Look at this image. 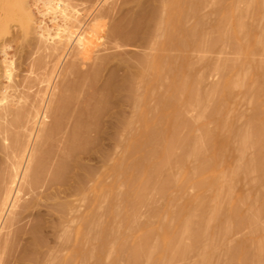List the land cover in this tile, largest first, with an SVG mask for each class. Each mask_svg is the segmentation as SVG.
<instances>
[{
  "label": "rangeland",
  "instance_id": "1",
  "mask_svg": "<svg viewBox=\"0 0 264 264\" xmlns=\"http://www.w3.org/2000/svg\"><path fill=\"white\" fill-rule=\"evenodd\" d=\"M162 1L0 0V206L4 198L6 203L3 202L4 208L0 207V223L9 234L0 227V246L8 238L12 247L11 254L7 251L11 256L2 253L9 257L7 263L2 262L4 256L0 255L3 264H41V261L55 264V260L59 264L60 255L64 264H131L127 262L131 256L126 255L132 243L162 227H168L169 234L175 236L174 215L183 217L195 200L200 201L199 211L205 213L216 196L223 198L227 193L231 194L230 200L224 196L227 201H221L228 204L219 202L221 216L208 225V230L217 235L225 220L229 223L224 224L229 230L222 233L223 237H214L216 248L211 264H264V253L257 255L253 248L257 245L255 240L264 238V158L263 161L260 158V168L253 166L260 144L264 157V142L259 143L263 136L260 134L259 139L256 136L254 143L251 141L250 145L259 143L256 150L253 146L254 149L248 148L242 158L236 142V133L247 124L251 123L254 128L264 125V13L260 12L264 3L262 7V0L255 3L257 15L254 4L250 6L254 10L247 8L251 11L249 14H242L245 7L237 8L241 11V14L234 12L238 18L231 13V6L238 0H185L183 17L174 31L177 38L163 49L155 26V19L161 16ZM227 11L229 17L225 14ZM252 11L254 15L250 14ZM223 16L229 18L227 24L224 25L228 19L222 23L225 28L230 27L231 32L226 28L231 34L228 38H221L227 31L221 28L224 34L221 35L217 29ZM234 17L241 18L240 23H245L243 26L250 31L247 28L246 33L243 28L245 33L239 31L238 35ZM255 39L261 43L257 44ZM237 44L241 48H235ZM236 49H245V55L238 58ZM155 57L165 63L157 81L150 85L137 81L135 75L144 60ZM223 63L225 68L218 66ZM244 72L249 75L242 84L220 89L214 98H209L212 100L209 104L206 100L208 105H203L207 106L203 111L206 116L201 106V109L198 107L200 102L195 103L193 99L198 105L195 106L188 98L195 97L189 95L190 84L202 101L203 95L214 86L232 83ZM182 79L187 81L188 90L173 104L165 98L168 99L170 85L175 81L181 83ZM147 93L144 112L150 121L143 126L133 119L136 106L131 97ZM54 105L59 108L56 113ZM202 114L205 120L198 122L197 115ZM132 119L134 122L127 129L123 122ZM54 120H58L56 127ZM76 125L78 142L73 147L78 148L68 146L75 151L63 154V151L71 152L66 147L71 138L67 137L72 135L69 133ZM200 125L209 138L205 137L207 143L204 141V150L201 148L204 155L199 154L207 164L204 170L198 171L201 158L193 159L185 152H189L192 145L188 143L190 147L185 150L178 146H181L180 136L192 142L193 138L200 139L201 132L205 131ZM53 126L54 133L49 130L53 135L45 132ZM42 131L48 135L47 138L42 136L40 141ZM172 131L180 135L179 145L174 138V141L170 139L178 135L168 136ZM184 138L183 144L187 143ZM205 138L203 136L202 140ZM167 139L178 145L171 160L172 151L168 150L167 155V148L164 151ZM126 144L133 146L128 153L124 150ZM64 145L66 150H63ZM34 153L33 164L30 159ZM162 154L169 155L166 160L170 162L163 170L161 166L158 168L160 173L157 169L153 172L155 165L152 167V164L159 161ZM243 161L252 165L239 166ZM29 164L35 167L33 176L28 173L32 168L25 170ZM117 165L126 168L121 177L124 185L122 182L116 186V176L108 172ZM60 166H66L68 174L65 170L64 176L59 174ZM209 170L229 177L223 182L203 185L208 181ZM55 172H59V176ZM152 172L156 178L152 177ZM24 173L29 174L26 178L23 176L25 179ZM176 174L180 179L172 183L169 179ZM27 176L32 183L29 189L25 185ZM12 178L15 179L13 186ZM22 178L27 188L25 194L21 192L24 188L17 189L23 187ZM93 185L99 189L96 198L88 192ZM110 187L112 189L107 190ZM138 188L144 192L140 194L144 196L142 201L137 198ZM78 189L80 192L76 191ZM11 190L12 194L15 190L21 192H18L19 197L16 195L20 200L12 196ZM15 213L20 215L16 214L17 218L9 227L11 224L4 221L11 214L13 217L8 219L12 221ZM252 221H255L254 226ZM122 241H125V253L120 247L124 245L118 246ZM185 242L192 244L189 240ZM34 246L36 250L39 248L37 252ZM59 248L61 254L57 256ZM232 249L236 251L233 253ZM56 251L58 254L54 257ZM158 256L159 253L155 258ZM198 262L196 253L190 252L171 258L165 264ZM137 264L145 263L142 260Z\"/></svg>",
  "mask_w": 264,
  "mask_h": 264
},
{
  "label": "bare ground",
  "instance_id": "2",
  "mask_svg": "<svg viewBox=\"0 0 264 264\" xmlns=\"http://www.w3.org/2000/svg\"><path fill=\"white\" fill-rule=\"evenodd\" d=\"M160 1H162V0H160ZM215 1V0H214ZM263 2L262 3H260L261 2V0H238V2L235 4H233L232 6H231V13H234L235 11H236V13H238L239 12V10L237 11V8L239 9L240 7H245V8H243L242 10H245V13H243L244 11H242V14H246V13H248V12H251L250 10L251 9H253V7H250V6H252L253 4V6H255V3H260L261 4V7H262V4L264 3V0H262ZM239 2H241V3H239ZM239 5V7H237L238 5ZM243 4V6H241V5ZM260 4L258 5L259 7V9H260ZM160 11H161V16H160V18L158 19V18H156V19H158V20H156L155 19V22L157 21V24H155V26H157V30L159 31L158 33H159V36L157 37L158 39H162V41H160V46L164 49L165 48V46H167L168 44H169V42L172 40V39H175V38H177L176 36H175V33H174V31H175V29L177 28V26L179 25V22L181 21V19H182V17H183V7H184V5H185V0H163L162 1V3H160ZM263 7H264V5H263ZM263 7H262V9H263ZM247 8H249V9H247ZM255 12L254 11H252V13H250V14H253V12L254 13H256V6H255ZM253 9V10H254ZM262 9H260V12H261V14H263L264 12L263 11H261ZM229 10V9H228ZM264 10V9H263ZM229 11H227L225 14L227 15V13H228ZM241 12V11H240ZM238 13V14H241V13ZM236 13H234V15L236 14ZM224 14V15H225ZM249 14V13H248ZM226 15H225V17H226ZM237 15V14H236ZM235 15V16H236ZM254 15V14H253ZM256 15H257V13H256ZM228 16V15H227ZM263 16H264V14H263ZM224 16H223V18L222 19H224L225 18ZM229 17V16H228ZM226 18V19H228L227 21H226V19H224L223 21H221L220 23L221 24H219V26H218V28L217 29H219L220 31H218V32H220L219 34H221V35H224V34H222L221 33V31H222V29L221 28H223V31L225 32V31H227V29H229L230 27L229 26H227L226 25V28H225V24H227V22L229 21V18ZM236 17H238V15L236 16ZM239 18V17H238ZM234 19H235V17H234ZM226 21V22H225ZM237 21H238V23H237ZM242 21V19L240 18V20L239 19H235V23L237 24L236 25V28H235V31H238L237 32V34L239 35V33H241L242 32V29L243 28H245V30H246V33H247V31L249 30V28L245 25V26H243L245 23H240ZM225 22V23H224ZM222 23H224V25L222 24ZM234 23V24H235ZM221 25H223V26H221ZM221 26V27H220ZM234 27H235V25H234ZM263 27H264V25H263ZM224 28H225V30H224ZM247 28H248V30H247ZM245 30H243V31H245ZM263 30V29H262ZM222 31V32H223ZM228 31H230L231 32V30L229 29ZM227 31V33L225 32V36H221V38L222 37H224V38H228V35H231V34H229V32ZM239 31H241V32H239ZM250 31V30H249ZM264 31V30H263ZM242 33H245V32H242ZM226 34H227V36H226ZM218 35V34H217ZM218 37V36H217ZM234 39L233 38V36H229V39ZM259 38V40H261L260 39V36H257L256 37V39H258ZM250 39H252V37L250 38ZM256 39H255V41H256ZM259 40H257L256 42H257V44L260 42L261 43V41H262V43H263V40H261V41H259ZM235 42V41H234ZM233 42V43H234ZM255 42V43H256ZM259 43V44H260ZM235 44V43H234ZM235 48H241V47H239V44H237L236 46H235ZM237 50V49H236ZM244 51H245V49H244ZM244 51H242L241 49L240 50H237V53L239 52V54H238V58H240V57H243L244 55H245V53H244ZM148 59H150V58H148ZM147 60V59H146ZM144 60V64H143V66L141 67H139V68H141L140 69V71H139V73H138V75H135L136 77V79H138L137 81H139V82H141V83H144V84H146V85H150V84H152V83H154L155 81H157V79H158V77H159V72H160V70H161V68H163V66H164V62L159 58V57H155L154 59H150V60ZM146 62V63H145ZM224 64V63H223ZM218 65V66H220V67H222V66H224V68L226 67L225 66V64L224 65ZM142 65V64H141ZM236 65H237V63H236ZM220 67H218L219 68V70H221L220 69ZM224 68H222L223 70H224ZM248 73L247 72H244L243 73V75L241 76V77H239V78H237V79H235L232 83H225V84H223L222 86L219 84V85H216V86H214L211 90L212 91H208L207 93L208 94H204L203 96L204 97H202V101H203V99L205 100V103H202V101H200L199 100V97L200 96H198L197 97V95L199 94L195 89H193V87H192V85L190 84V86L192 87H190L189 88V95H193V96H195L194 98H192V97H190L189 95H188V93H187V95L189 96H187L189 99H191L192 100V103H193V101L195 100V103L196 102H200L199 103V106L198 105H196V104H194L193 103V105H195V106H198L199 108H200V106H201V108L203 109H201V112L203 113V111H206V108H207V106H206V108H204V104H206L207 102H208V104H209V102H211L212 100V98H214V95H217L216 94V92L218 91L219 92V90L221 89V90H223L224 88H227V87H229V86H234V85H239V84H242V81L244 80V79H246L245 77H248ZM138 76V77H137ZM182 80H184V79H182ZM184 81H186V80H184ZM184 81L183 82H181V83H177L176 81V83L174 82L172 85H170V87H169V93L167 94L168 95V99H167V97L165 98L166 100H169L171 103H173V104H177V102H179V101H177L179 98L181 99V95L184 93V91L185 92H187V90H188V87H187V81L184 83ZM218 86V87H217ZM215 87H217V88H215ZM196 91V93H194V91ZM192 91H193V93H192ZM210 92V93H209ZM217 92V93H218ZM221 92V91H220ZM219 92V93H220ZM205 95H207V96H205ZM132 96V95H131ZM148 96H149V93H147V94H142V95H137V97H135L134 96V94H133V96L131 97V98H133L132 99V101L135 103L134 105L136 106V109H135V111H136V115H135V118H133L134 119V121H136L137 123H138V121L140 122V124H143V126H147L149 123V121L150 120H148V118L146 117V115H145V112H144V107H145V103H146V100H147V98H148ZM207 97V98H206ZM195 98H197V99H195ZM206 98V99H205ZM209 98H211V99H209ZM179 99V100H180ZM194 99V100H193ZM209 100V101H207L206 102V100ZM196 100H198V101H196ZM169 101H166V103L168 104V102ZM169 102V103H170ZM204 102V101H203ZM60 105H62V103L61 102H58ZM58 103H56V105L58 104ZM57 105V107L59 106V108L61 107L60 105ZM200 104H202V105H200ZM208 104H206V105H208ZM169 105V104H168ZM54 107H55V105H54ZM51 110H52V106H50L49 107ZM59 108H54V111H55V113L59 110ZM50 109H48L49 111H48V113L49 112H51L52 113V115H53V112L52 111H50ZM58 109V110H57ZM215 109H216V107H215ZM218 110V109H217ZM51 113L49 114V115H51ZM204 115H205V112L203 113ZM202 114V115H203ZM202 115H197V116H199V117H197V120H198V118L200 119V120H198V122L199 121H201V120H205V117H204V115H203V117H202ZM200 116H201V118H200ZM206 116V115H205ZM202 118H204V119H202ZM133 119H132V121L130 120H125L126 122H123L124 124H126V128L128 127L129 128V125L132 123V122H134L133 121ZM148 120V121H147ZM171 120L173 121V119L171 118ZM195 120H196V118H195ZM197 120L195 121L196 123H197ZM54 121H56V122H54V126L56 127L57 126V124H58V120H54ZM135 122V123H136ZM194 122V123H195ZM56 123V124H55ZM168 123V122H167ZM173 125H174V123L173 122H171ZM123 124V127H125V125ZM172 124H170L171 126V128H172ZM79 125L80 124H78V127H79ZM204 125V124H203ZM203 125H200L201 126V128L202 129H204V126ZM51 127V128H49V129H47V130H45V132L46 133H50L51 135H53V133H54V131L53 130H51L52 128H54V130L56 129L55 127ZM77 125H76V128L74 127L73 128V131H71V133H69L71 136L69 137V135H68V139L69 138H71V142L72 143H70V141L68 142V144H67V146L66 145H64V147H63V150H66V148H65V146L67 147V149H69L68 148V146H72V148H74L73 146L75 145V144H77V142L78 141H76L78 138H76V137H78V135H76L77 134V132L78 131H76L77 130ZM127 128V129H128ZM175 127L173 126V128L172 129H174ZM254 127L252 126V124L251 123H249V124H247L246 125V127L245 128H243L242 130H240V131H238L237 133H236V142H237V149H238V153H239V155H240V158H242V156L244 155V153L247 151V149L248 148H253V147H255V150H256V146L259 144V143H263L264 142V140H262V142H261V139L262 138H264V135H263V132H264V125L263 124H259V126L257 127H255L256 128V130H255V128L253 129ZM258 128V129H257ZM74 129H76V130H74ZM126 129V130H127ZM202 129H201V131H202ZM52 132L53 131V133H51L50 131ZM205 130V129H204ZM49 131V132H48ZM76 131V132H75ZM45 132H43L42 131V133H45ZM73 132H75L74 134H73ZM204 132H206V130L204 131ZM203 131L201 132V135H202V133H203V135L202 136H200V139L197 137V138H193V141L194 142H192L191 140L192 139H190L189 140V138H187V139H185L184 137H181L180 135H178L176 132L173 134V131L171 132L172 134H170V135H168V136H172V135H178L177 136V138L176 137H174V136H172L170 139L171 140H173L172 138H174V140H176L175 142H178V145H179V141L181 142L180 144H181V146H186V147H181L180 145L178 146V147H180L182 150L184 149V148H187V149H189L188 147H190V145H192L191 147H190V149H189V152H188V150H185V152L187 151V156L188 155H190V156H192L191 158H193V159H195L196 158V160H198V159H200L201 157H202V155H199V154H203L204 155V146L203 145H205V144H203V142L205 141L206 143H207V139L205 138V137H207V135H208V138H209V134L207 133H204ZM41 133V135L39 136L40 138V141H42L41 139H42V136H44L45 135V137L47 138V135H46V133L45 134H42ZM49 134V135H50ZM263 136L262 138H261V135ZM206 135V136H205ZM180 136V137H179ZM204 136V138H205V140H202V137ZM257 136V137H256ZM45 137L43 138V140L45 139ZM51 137V136H50ZM72 137H74L73 138V140L76 142V143H74L73 141H72ZM178 137L180 138V139H182V140H179L178 139ZM252 137H254V138H252ZM257 139H259V138H261V139H259V143H256L255 142V144L254 145H252L253 143H254V141H256L255 139L256 138ZM168 138V137H167ZM176 138V139H175ZM183 138H184V140H186V142L187 143H185V144H183ZM170 139L168 140L167 139V143H166V145H165V147H164V151L166 150V148H167V150H166V154H165V152H163V154H165V155H167V153L169 152L168 150H170V151H172V156L170 157L169 155V160H171L172 159V157L174 156V154H175V151H174V149L177 147L176 146V144L177 143H175V142H171L170 141ZM196 139H198L197 141H195ZM252 139H254V140H252ZM173 140V141H174ZM179 140V141H178ZM188 140L190 141V142H188ZM40 141H39V143H40ZM68 141V140H67ZM253 143H252V142ZM258 141V140H257ZM170 142V143H169ZM191 142H192V144H191ZM39 143H37V145H38V147H39ZM172 143H173V145H174V148L172 147L173 145H172ZM188 143L190 144L189 146H188ZM250 143H252L251 145H250ZM71 144H73V145H71ZM201 144H202V146H201ZM37 145H35V147H37ZM170 145V147H168ZM77 146V145H76ZM75 146V148L77 149L78 148V146L76 147ZM167 146V147H166ZM250 146V147H249ZM253 146V147H252ZM260 147H261V149H263V145L262 144H260L259 145ZM38 147L37 148H35V149H38ZM125 147V149L124 150H126L127 152L126 153H128L132 148H133V146H129V145H125L124 146ZM172 147V148H171ZM203 147V150H201V148ZM69 149V150H71V152L70 151H68V152H64L63 151V154L65 153V154H68L69 155V153H72V152H74L75 150L74 149ZM169 148H171V149H169ZM34 149V151H38V150H35ZM254 149V148H253ZM259 147L257 148V150H256V152H257V154H258V156L256 157V161H254L255 162V164H254V162H253V166H255L256 168H257V166H258V168H260L259 166V163H261V161H260V158H261V160L264 158L262 155H261V152H262V150H261ZM73 150V151H72ZM261 150V151H260ZM161 151V150H160ZM168 151V152H167ZM174 152V153H173ZM201 152V153H200ZM182 153H184V151L182 152ZM161 154V153H160ZM163 154H162V156H161V159L159 160V161H157L156 163H154V164H152V167L154 166V168H152V171L154 172V170L153 169H157V171H159V173H160V169L158 170V168H160V166H161V169L163 170L165 167H164V165L165 166H167L168 164L167 163H169L170 161L168 160H166V158L168 157H166L165 155V157L163 156ZM34 155V156H33ZM186 155V154H185ZM184 154H182V156L184 157L185 156ZM193 155H196V157H193ZM187 156H185V157H187ZM34 157V158H33ZM65 157H67V155L65 156ZM184 157V158H185ZM199 157V158H198ZM33 158V160L31 161V159ZM198 158V159H197ZM259 160H258V159ZM31 159H30V162L31 163H33L34 162V159L36 160V153H34V154H32L31 155ZM205 160V158H201V160ZM165 160V161H164ZM201 160H198L199 162H200V168L198 169V171H201V170H204V168H205V166H206V162L205 161H203V163L205 162V164H203V163H201L202 161ZM161 161V162H160ZM263 161V160H262ZM159 162V163H158ZM159 164V166H158V164ZM249 163H251V165H252V162H248V161H246L245 163H244V161L242 162V163H240L239 164V166H242V167H244V166H248L249 165ZM34 164V163H33ZM33 164H31L32 165V167H31V165L29 166V165H27L28 167H27V169L25 168V170H27V172L29 171V169L30 168H32V169H30V172H28L29 174H30V176H33L32 175V173L34 174V170H35V167H33ZM163 164V165H162ZM167 164V165H166ZM262 164H264V163H262ZM262 164H261V168H262ZM122 165V164H121ZM121 165H117L116 167H111V168H107L108 169V172L110 173V174H112V175H114V176H116V178H117V181H116V186H118V185H121L122 184V182L124 181H122V179H121V177H122V173H124V171L126 172V168H124V169H122V166ZM156 165H157V168H156ZM204 165V166H203ZM246 166V167H247ZM250 166V165H249ZM61 167V168H60ZM59 167V171H60V173L59 174H61L62 176H64V170H65V172H66V174H68V172H67V170H68V168L66 167V166H60ZM162 167H164V168H162ZM67 168V169H66ZM257 168V169H258ZM60 169H62V170H60ZM32 170H33V172H32ZM260 170V169H259ZM262 170V169H261ZM15 171H16V169H15ZM62 171V172H61ZM157 171H155V174H156V172ZM263 171H264V166H263ZM25 172V171H24ZM153 172H152V177L153 178H156V177H154V176H158V173L155 175V174H153ZM15 173V172H14ZM28 173H24L23 175H22V177L25 175V178H26V175L28 174ZM55 173H57V172H55ZM57 173V174H58ZM141 173V172H140ZM28 174V175H29ZM57 174H55V176H57ZM59 174H58V176H59ZM16 175V173L14 174V176ZM60 175V177H62ZM30 176H27V180L28 179H30L31 177ZM57 176V177H58ZM226 176V177H225ZM28 177H30V178H28ZM227 177H229V176H227L226 174L224 175V173H220V172H216V171H212V170H209L208 171V181L207 182H204L203 183V185L204 184H211V183H213V182H215V181H219V182H223V181H225V179L224 178H227ZM24 178V177H23ZM22 178V179H23ZM24 178V179H25ZM171 178H173V180L171 179ZM169 180H171L172 181V183H173V181L175 182V183H177L178 181H179V179H180V176H179V174H176L175 176H172ZM13 179V178H12ZM11 179V180H12ZM24 179H23V183H22V181H21V186H23V187H19V188H17L18 190H20V188H21V190H22V188H24V190L23 191H21L22 192V194H23V192H24V194L26 193V191H27V188L29 189L30 187H31V185L30 184H32V183H30V181L28 180H25L27 183H28V185H29V187H28V185H27V183L25 184L26 186H27V188L26 187H24L25 185H24V183H25V181H24ZM170 181V182H171ZM13 182V183H12ZM15 183V179H13L12 181H10V184L12 185V184H14ZM122 185H124V182H123V184ZM13 186V185H12ZM9 188V187H8ZM13 188V187H12ZM10 189H11V187H10ZM9 189V190H10ZM112 189V187H110V189H107V190H111ZM8 190V189H7ZM8 190V191H9ZM18 190H15V193L14 194H12V190H11V194H12V196H14L15 195V198L17 199V200H20L19 198H17V196L19 197L20 195H19V193H21L20 191H18ZM99 189H98V187L96 186V185H93L90 189H89V193H91L92 195H93V197L94 198H96L97 196H98V191ZM138 190H140L141 192L143 191L142 190V188H138ZM16 191H17V193H16ZM77 192L79 191V189L78 190H76ZM133 191V190H132ZM139 191V192H140ZM80 192V191H79ZM137 192V191H136ZM137 193V194H139V196H140V194L141 195H143V193L144 192H140V193ZM4 193H6V192H4ZM133 193V192H132ZM8 194V193H7ZM17 195V196H16ZM145 195V194H144ZM10 196V195H9ZM11 196V197H12ZM135 198H136V193H135ZM137 197L139 200H143V197L144 196H140V197ZM224 196H227V200H230V197H231V194L229 195V193H227V195H224ZM223 196V198H221V197H218V196H216L214 199H213V201H212V204H211V206L209 207V209L207 210V212H205V213H201L200 211H199V207H200V201H198V200H195V201H193V205H192V207L188 210V211H186L185 212V215L183 216V217H181V218H179V214L178 215H174L173 217H172V221H174L175 222V224H174V227H175V233H176V235L175 236H171L170 234H169V228L168 227H162V228H160L159 230H157L155 233H152V234H147V235H145L144 237H142L141 239H139L138 241H136V242H134V243H132V245H131V247L130 248H128V250H129V252L127 253V255H126V257L127 258H129V256H131L135 261H131V257L129 258L130 260H128L127 262L129 263V262H132L131 264H137V262H139V261H144V263L145 264H165V263H167V261L169 260V259H171V258H174V257H179V256H182V255H185V254H187V253H190V252H194V253H196V255L198 256V258H199V262H198V264H211V256H212V254H213V252H214V249L216 248L215 246H216V244H215V239L218 237V236H222L223 234L222 233H225L227 230H229V228H227V227H229V226H226L227 224H229V223H227V220H225V222L227 223H223V226H224V224H226L224 227L223 226H221L222 228H221V232L219 233L218 232V234L216 235V234H212L209 230H208V225L211 223V222H213V221H215L216 220V218L217 217H219V215L221 214V212H220V210H219V204L221 203V204H224L221 200H224V201H227L226 200V197H224ZM5 197V196H4ZM6 198H8V197H6ZM10 198V197H9ZM136 198V200H134V197H133V200L137 203L138 202V199ZM219 198H220V200H219ZM16 199H14L13 198V200L14 201H16ZM4 200V201H3ZM2 200V203H1V206L4 208V205H3V202L5 203V198ZM8 202H9V200L8 199H6ZM219 200V201H218ZM6 201V202H7ZM13 201V202H14ZM133 201V202H134ZM221 201V202H220ZM18 201H16V203H17ZM132 202V203H133ZM134 202V203H135ZM140 202V201H139ZM220 202V203H219ZM133 203V204H134ZM13 205H14V203H12ZM132 204V205H133ZM226 205L228 204L227 202L225 203ZM224 204V205H225ZM5 205H6V203H5ZM132 205H131V209H132ZM0 206V207H1ZM15 206V205H14ZM1 207V208H2ZM1 210V209H0ZM132 211H134L133 209H132ZM20 213L21 212H23V209L21 208V210L19 211ZM18 212V213H19ZM44 213L43 214H45V213H47V212H45V211H43ZM233 213V212H232ZM231 212L229 213V214H232ZM17 213H15V216H14V218H12V221L11 220H9V219H11V215L10 216H8L7 217V221H4V223H6L7 222V225H10L11 224V222L13 223V221L15 220V218H17V215H20V214H17ZM130 214H131V212H130ZM129 214V215H130ZM134 214V212L132 213V215ZM129 215H128V217L127 218H129ZM132 215H130L131 217L130 218H133L132 217ZM253 215V214H252ZM251 215V216H252ZM0 216H1V214H0ZM47 216V215H46ZM221 216V215H220ZM10 217V218H9ZM12 217H13V215H12ZM49 217V216H48ZM225 217H228V216H225ZM9 218V219H8ZM94 219V218H93ZM248 219H252V217L250 218V217H248ZM253 219H255V216L253 215ZM252 219V220H253ZM8 220H9V222H8ZM77 220V219H76ZM0 221H1V217H0ZM253 222L255 223V221H252V224H253ZM3 223V224H4ZM8 223H10V224H8ZM250 223H251V220H250ZM1 225H0V227L1 226H3L2 225V222L0 223ZM62 225V224H61ZM12 226V224L9 226V227H11ZM95 227H97V225L95 224L94 225ZM252 226H254V224L252 225ZM255 226L257 227V225L255 224ZM94 227V228H95ZM256 227H254V228H256ZM2 228V230H5V231H7V229H3L4 227H1ZM78 229L76 228V230H75V233H77L78 231H77ZM220 231V230H219ZM60 232H62V229L60 230ZM8 233V231L7 232H5V234H7ZM226 234V233H225ZM7 235H9V234H7ZM60 235H62V234H60ZM5 236V235H4ZM63 236V235H62ZM62 236H60V239H61V237ZM117 236V235H116ZM116 236H114V239H116V241H117V238H115ZM217 236V237H216ZM7 237V236H6ZM119 237V236H118ZM214 237H215V239H214ZM223 237V236H222ZM5 237H3L2 236V240L4 239ZM149 238H152V241H150L149 240ZM1 239V238H0ZM6 239V240H5ZM4 240H3V243H2V241H1V245H3L2 247L5 249L7 246H9V247H7L8 249H5V250H3L2 249V247L0 246V255L1 256H4V257H1V258H3V260L2 259H0V264L3 262V263H7L8 262V259H9V257H6V256H11V255H8L9 253L11 254V252L9 251V249L11 250L12 249V247L10 246L11 244H9L8 242H7V239L8 238H5ZM119 239V238H118ZM261 238H259V240H260ZM262 239H264V238H262ZM260 240V241H257V240H255L254 242L257 244V245H255L256 247H253L255 250H254V252H255V254H257V255H261V253H264V240ZM62 240H63V237H62ZM149 241V243H148V241ZM186 240H189V241H191L192 242V244L190 243V244H187L185 241ZM8 244H7V243ZM62 242V241H61ZM125 241H122L121 243H118V246L119 245H122L123 243H124ZM151 242V243H150ZM212 242V243H211ZM5 243V244H4ZM254 243V244H255ZM62 243H60L59 244V246L60 247H62V245H61ZM215 244V245H214ZM5 245V246H4ZM124 245V244H123ZM212 245H214V247L212 246ZM117 246V248H119ZM121 248H124L123 249V251L125 250V248H126V245H124V246H120ZM34 248H35V246H34ZM116 248V249H117ZM120 248V249H121ZM39 248H37V250H38ZM60 249L61 248H59V251H60ZM35 250H36V248H35ZM37 250H36V252H37ZM117 250H119V249H117ZM127 250V249H126ZM125 250V251H126ZM235 250V249H234ZM7 251L9 252V253H7ZM58 251V250H57ZM57 251L54 253V257H55V255H57L58 253V255L57 256H59L60 254H61V251L59 252L58 251V253H57ZM120 252H123L122 250H119ZM125 251H124V253H125ZM233 251V249L231 250V252ZM236 251V250H235ZM235 251H233V253L235 252ZM6 252V253H5ZM35 252V253H36ZM2 253H5L6 254V256H5V254H2ZM157 253H159V256L157 257V258H155V255L157 254ZM259 253V254H258ZM129 255V256H128ZM56 256V257H57ZM8 258V259H7ZM20 258V257H19ZM19 258H18V260H19ZM57 258H59V264H64V258H63V255H60L59 257H57ZM22 259H23V257L19 260V261H22ZM132 259V260H133ZM1 260H2V262H1ZM7 260V261H6ZM53 261H54V259H53ZM43 262H45V261H43ZM43 262L41 261V264H43ZM56 262V263H55ZM135 262V263H134ZM2 263V264H3ZM15 263V262H14ZM13 263V264H14ZM46 263V262H45ZM44 263V264H45ZM54 263L55 264H58V260L56 261H54ZM46 264H48V263H46Z\"/></svg>",
  "mask_w": 264,
  "mask_h": 264
}]
</instances>
